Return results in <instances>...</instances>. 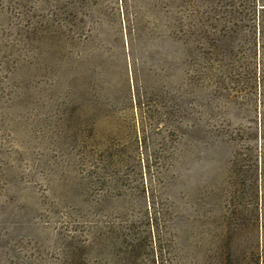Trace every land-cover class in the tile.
Returning a JSON list of instances; mask_svg holds the SVG:
<instances>
[{
    "label": "rangeland",
    "instance_id": "1",
    "mask_svg": "<svg viewBox=\"0 0 264 264\" xmlns=\"http://www.w3.org/2000/svg\"><path fill=\"white\" fill-rule=\"evenodd\" d=\"M0 264H264V0H0Z\"/></svg>",
    "mask_w": 264,
    "mask_h": 264
}]
</instances>
